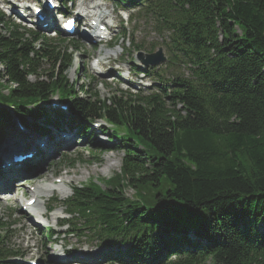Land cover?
Here are the masks:
<instances>
[{
  "label": "trees",
  "instance_id": "trees-1",
  "mask_svg": "<svg viewBox=\"0 0 264 264\" xmlns=\"http://www.w3.org/2000/svg\"><path fill=\"white\" fill-rule=\"evenodd\" d=\"M138 7L168 55L171 79L157 93L102 99L82 86L90 96L77 97L65 42L37 47L34 34L0 14V104L32 115L39 131L41 104L58 95L74 122L104 119L120 137L121 173L105 189L73 188L65 202L74 232L128 246L126 262L109 264H264V0ZM43 64L50 73L31 82ZM8 126L11 115L0 110V136ZM7 232L0 226V264L16 255Z\"/></svg>",
  "mask_w": 264,
  "mask_h": 264
},
{
  "label": "rangeland",
  "instance_id": "rangeland-1",
  "mask_svg": "<svg viewBox=\"0 0 264 264\" xmlns=\"http://www.w3.org/2000/svg\"><path fill=\"white\" fill-rule=\"evenodd\" d=\"M11 1V0H10ZM98 3L103 5H108L107 12H114L113 18L117 16L116 14V7L109 2L108 0H97ZM87 4H91L88 3ZM1 9V6H0ZM1 11V10H0ZM104 11V9H103ZM112 18V17H111ZM117 23V30L116 27L114 30L116 32L119 31L121 23H119L120 18L118 17L116 20ZM22 26H24L23 23H21ZM111 27V25H110ZM111 29V28H110ZM136 29V31H135ZM128 31V32H127ZM126 31L127 36H125V40L123 42H120L119 44L122 46L119 49H117L114 52H111L114 56H122L124 60V64L116 65L114 66L115 69L120 68L124 71V73H128L130 71V64L129 62L133 59V44H139L143 50H145L147 53L156 52L157 47H161L158 36L149 28L147 25L143 22H138L137 25H131V27ZM130 33V35H128ZM48 36H51L48 34ZM114 37V36H113ZM129 43H132V47L128 48ZM77 46L80 47V50L77 51V53L73 54V64L71 69L67 73V81L70 86H72L74 92L77 93L78 86L76 84V81H78V78L82 73H87L89 76L91 75V60L93 57H96L97 51L100 49L97 47H91L88 46L87 43L84 41H79L77 43ZM73 49H69L68 53L72 54ZM105 52L104 54H106ZM98 54V53H97ZM105 57V56H104ZM121 59V57H120ZM111 60V59H110ZM107 61V60H106ZM127 62V63H126ZM105 63V62H104ZM135 63H138L137 61ZM107 64V63H106ZM42 71L39 72L41 75V78H31V82L36 81H43L46 79V76L50 73L49 68L50 65L43 64L42 65ZM96 67H94L95 69ZM58 69V68H57ZM104 70L106 68H100V70ZM56 71V70H55ZM140 78V77H139ZM113 81L108 82L107 80H103V83L97 82H90V86H88L89 89H91V92L98 93L99 96L102 99H109L113 97L114 95L117 97L122 96L123 93H130L128 90V87L125 85H119L118 81L115 78H112ZM145 84H150V79L144 78ZM165 79L167 80L168 77L165 76ZM108 82V83H107ZM84 85V87L88 84L87 80L84 82L79 80L78 85ZM136 86H141L136 82ZM11 89V88H10ZM134 91V90H133ZM5 95H7V90H2ZM132 93V92H131ZM81 96H83L81 94ZM84 97V96H83ZM87 98V97H86ZM52 102L51 107L53 111H56L59 107L60 110H63L66 104L61 102L60 97H53L51 100ZM17 133L18 136H20V140L23 138V134L20 133V131H17L14 127L8 126L5 129V134H12L11 137H6L5 142L8 141H19L18 139L12 137ZM26 133H30V130H26ZM32 135V134H31ZM31 137V136H28ZM41 139V140H40ZM44 137H40L37 142L44 141ZM106 137L96 138L92 139L91 141L86 140V142L79 143V141L72 145L68 151H66L63 155L55 156V158L51 159L50 162L45 163V165H41V168H37L36 170H28L26 173V170L23 171L20 174V178L22 179L21 183L17 186L24 189L25 191H29L31 195L22 197L23 192L21 190L16 191V196L18 200H12V198H0V226L3 225L6 228H8L9 234V248L10 250H15L20 255H23L22 258H24V263L26 262H34L38 259H43L46 255V252H49V246L45 247V242L43 239V227L41 229L36 228L32 218H29V215L24 212V204L31 198L32 191L39 182L42 183V185L46 186H52V183L56 182H62V184H65L63 187L56 186V191L54 193H51L50 195L45 198V201L48 199H54L59 202L66 201L70 195L71 191L69 187L72 186H82L90 183H95L99 186H101L103 189L106 188V182L115 176L117 173H121L122 164H123V158H124V152L121 149H112L113 148V142L107 144ZM20 142V141H19ZM1 143V142H0ZM26 145V144H25ZM103 146V147H102ZM30 147V146H29ZM37 150V148H33ZM89 151L92 154L89 153ZM61 154V153H59ZM66 155V158L69 159H76L75 166L73 168L68 167L69 162L68 160H64ZM110 165V167H109ZM43 166V167H42ZM45 178L44 180H42ZM56 185V184H53ZM61 185V184H60ZM63 191H67L66 194L63 193ZM125 194L127 197L132 198L134 196V190L132 188L126 189ZM25 198V199H24ZM20 201V203H19ZM30 201V200H29ZM58 206V205H57ZM43 209L44 208L40 207ZM38 208L39 210H42ZM37 209V212L40 213ZM65 210L62 208L56 209L51 215H49L47 218V221L49 223V226L54 229L56 234L60 233V239L57 244V246L61 244H65L68 250L71 248H77L81 250L82 252H88L91 250H100L97 247L96 242H90L91 237H70L65 236L66 227L59 228V221L61 218H65L64 214ZM37 222V221H36ZM35 226H34V225ZM39 227V226H37ZM40 228V227H39ZM65 232V233H64ZM48 234V233H47ZM92 239V238H91ZM63 240V241H61ZM93 240V239H92ZM27 247H30V252L26 251ZM105 251V250H104ZM93 254V253H90ZM89 256H98V255H89ZM98 258V257H97ZM101 264V262L97 263ZM205 264H210L208 261Z\"/></svg>",
  "mask_w": 264,
  "mask_h": 264
},
{
  "label": "bare ground",
  "instance_id": "bare-ground-1",
  "mask_svg": "<svg viewBox=\"0 0 264 264\" xmlns=\"http://www.w3.org/2000/svg\"><path fill=\"white\" fill-rule=\"evenodd\" d=\"M22 2H24V0H21ZM26 1H28V0H26ZM138 3H140V2H138ZM103 6L102 5H99L96 1L94 2L93 0H92V3L91 4H85V5H80L79 6V8L77 9L78 10V12H79V14H77V13H72V16H73V18H75V19H77L78 20V22L82 25V23H83V19H82V17H81V15H83L82 14V11H86L87 12V16H88V18H92V21L93 22H95V24L97 25V28H99V29H97L99 32L101 31L100 30V26H102V24H101V22H103L104 21V19L105 18H107V14H106V12L105 11H103ZM65 16H68V13H66L65 14ZM70 20H72V19H70ZM49 21V25L50 24H52V23H54L52 20H48ZM74 24H77V23H74ZM109 27H110V24H109ZM111 28V27H110ZM110 28H109V30H110ZM95 34V33H94ZM97 36V38L99 37L98 35H96ZM95 35H94V37H96ZM96 42H97V40H96ZM98 54L99 55H101L102 56V53H100V52H98ZM102 58L104 59V60H107V61H110V59H112L111 58V55H108V54H106L105 55V57L104 56H102ZM52 102V101H51ZM50 104V103H49ZM66 107V106H65ZM54 126V125H53ZM61 130H63L62 129V127H61ZM31 133V132H30ZM17 134V133H16ZM62 134H64V132L62 131ZM16 136H18V135H16ZM23 136V135H22ZM19 138H20V136H18ZM23 138H25V136H23ZM23 138L21 139V141H23ZM35 140H36V138L33 140L34 142H35ZM41 140V139H40ZM47 139H44V141H41V144H40V142H37L36 141V143H34V146H36L35 148H37V150H35V149H33V151H35V152H37L39 149H41V147H42V145L45 143V145H43V148L45 149V150H48L49 149V147L47 146ZM11 142L12 141H8L7 142V145L8 146H10V144H11ZM15 147H17V143L14 145ZM20 148V147H19ZM74 160V159H73ZM17 166V165H16ZM109 167H110V165H109ZM16 173V175H15V179H18L19 180V178L18 177H20V174L22 173V172H20V171H16L15 172ZM12 176V175H11ZM45 178H43L42 180H44ZM16 181V180H15ZM13 179L11 180V178L9 177V175H8V172H7V176H3L2 178H1V185H3V187H5V185H8L7 186V188L6 189H10L11 188V191H9L8 192V194L7 195H9V197L7 196V198H12L13 197V194H14V192H16V190L17 189H19L18 188V184H22L21 183V180L20 181H16L15 182ZM13 183V184H12ZM59 183H61V182H59ZM66 183H69V182H66ZM65 183V184H66ZM65 184H62V187H63V185L65 186ZM11 185H13V186H11ZM56 186L57 185H54V186H44V185H42V183H38L37 185H35V191H34V193H33V196H32V198L30 199V200H33V199H35L34 201V204L30 207L29 205V202L26 204L27 206H28V208H30V209H32V213L33 214H39L42 218H45L46 217V214L43 212V209L42 210H39L38 208H40V207H43V203H42V201H41V198H43V197H47L48 195H50L51 193H54L57 189H56ZM21 189V188H20ZM56 189V190H55ZM22 191H23V189H22ZM25 193H27V195L28 194H30L29 193V191H25ZM63 193L64 194H66L67 193V191H63ZM16 199V198H15ZM16 200H18V199H16ZM37 209H38V211L40 212V213H38L37 212ZM47 218H49V217H47ZM38 220H41V218H39V219H37V222H39ZM40 223V222H39ZM47 226V225H46ZM43 227H45V224L43 225ZM48 227V226H47ZM62 249H57V251H61ZM26 251H29L30 252V247H27V249H26ZM56 259H60V257H56ZM70 259V257H68L67 258V263H69V260Z\"/></svg>",
  "mask_w": 264,
  "mask_h": 264
},
{
  "label": "water",
  "instance_id": "water-1",
  "mask_svg": "<svg viewBox=\"0 0 264 264\" xmlns=\"http://www.w3.org/2000/svg\"><path fill=\"white\" fill-rule=\"evenodd\" d=\"M164 61V58L162 57V54H160V60L159 62Z\"/></svg>",
  "mask_w": 264,
  "mask_h": 264
}]
</instances>
